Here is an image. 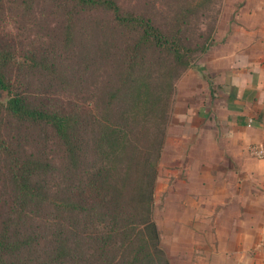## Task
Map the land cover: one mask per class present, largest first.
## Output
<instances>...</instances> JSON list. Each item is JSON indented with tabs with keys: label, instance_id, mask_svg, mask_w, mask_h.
<instances>
[{
	"label": "trees",
	"instance_id": "16d2710c",
	"mask_svg": "<svg viewBox=\"0 0 264 264\" xmlns=\"http://www.w3.org/2000/svg\"><path fill=\"white\" fill-rule=\"evenodd\" d=\"M4 5L17 33L39 7L60 12L63 30L50 50L21 56L23 48L0 46V90L7 95L0 101V264H87L93 251L105 264H170L151 215L164 142L158 112L174 81L194 66L187 37L123 11L118 0H0ZM84 19L132 37L115 44L111 84L89 91L84 105L55 107L43 96L54 87L88 90L96 61L80 62L88 57L78 46ZM46 85L49 91H34ZM139 123L149 136L142 143L133 134ZM34 132L61 151L57 166L26 149ZM54 174L64 183L60 197L50 187Z\"/></svg>",
	"mask_w": 264,
	"mask_h": 264
},
{
	"label": "rangeland",
	"instance_id": "374dc122",
	"mask_svg": "<svg viewBox=\"0 0 264 264\" xmlns=\"http://www.w3.org/2000/svg\"><path fill=\"white\" fill-rule=\"evenodd\" d=\"M118 4L123 11H134L146 18H152L160 28L167 31L172 28L173 33L182 32V37H187V48L194 50L187 54L194 66L186 69L174 81L172 92L165 99L166 104L161 105L163 113L158 112L159 115L163 114L158 121L163 128L164 142L156 165L151 213L159 231L160 248L170 264H187V163L183 160L187 152V109L192 108V111L199 112L201 107L206 106L205 102L210 97L211 101L215 98L214 79L210 72L212 60L220 52L236 50L235 43L240 41L250 25L264 19L263 0H118ZM6 8V5L0 7V46L12 45L17 52L23 48L21 56L35 48L52 49V43L58 41L63 30L62 20L59 22L60 12L49 7H39L36 9L34 20L22 24V30L17 33V22L12 20L13 15ZM4 11L7 12L4 14ZM100 16L98 14L96 20L101 19ZM176 19L179 21L176 22ZM88 23L84 19L78 25V46L88 51V57L80 59V62L84 64L87 59L96 61L87 71L85 85L88 90L82 88L83 91L79 92L78 86L74 89L54 87L49 94L43 96L55 107L69 109L75 105H84L91 99L97 87L111 84L116 79V69L113 66L116 56L115 44L120 39L130 40L131 34L126 31L125 34H120L121 36L115 31L108 33L104 28L97 29L91 23L88 27ZM34 80L37 81V78ZM34 91L41 94L49 91V88L46 85L45 88L36 87ZM6 98V92L0 90V101ZM141 125L139 123L137 126L140 131L133 130L134 137L140 143L149 138L147 130ZM33 135L38 136L35 141H29L26 149L36 155L43 154L48 159L52 157L57 166L61 151L49 140L48 135L44 136L38 132ZM53 153L57 155L55 158ZM63 184L54 174L50 187L52 191H56L57 197H60L59 190ZM1 204L0 202V217L4 214ZM191 222L193 221L188 220L189 227ZM93 252L94 255H85L86 263L105 264L100 260L99 252L98 255L97 251ZM80 264H84V258Z\"/></svg>",
	"mask_w": 264,
	"mask_h": 264
},
{
	"label": "crops",
	"instance_id": "0c3cea01",
	"mask_svg": "<svg viewBox=\"0 0 264 264\" xmlns=\"http://www.w3.org/2000/svg\"><path fill=\"white\" fill-rule=\"evenodd\" d=\"M235 46L212 60L215 98L187 109V264H264V19Z\"/></svg>",
	"mask_w": 264,
	"mask_h": 264
},
{
	"label": "built area",
	"instance_id": "2783aa9c",
	"mask_svg": "<svg viewBox=\"0 0 264 264\" xmlns=\"http://www.w3.org/2000/svg\"><path fill=\"white\" fill-rule=\"evenodd\" d=\"M250 153L255 158H264V146L256 144L250 147Z\"/></svg>",
	"mask_w": 264,
	"mask_h": 264
}]
</instances>
